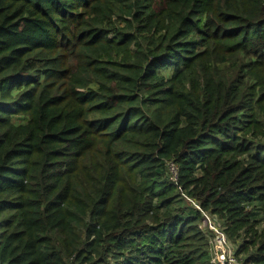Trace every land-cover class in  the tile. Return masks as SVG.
Segmentation results:
<instances>
[{
	"label": "trees",
	"instance_id": "1",
	"mask_svg": "<svg viewBox=\"0 0 264 264\" xmlns=\"http://www.w3.org/2000/svg\"><path fill=\"white\" fill-rule=\"evenodd\" d=\"M204 214L264 264V0H0V264H213Z\"/></svg>",
	"mask_w": 264,
	"mask_h": 264
},
{
	"label": "built area",
	"instance_id": "2",
	"mask_svg": "<svg viewBox=\"0 0 264 264\" xmlns=\"http://www.w3.org/2000/svg\"><path fill=\"white\" fill-rule=\"evenodd\" d=\"M171 167L176 179V170L174 166ZM205 215L207 214H204V223L208 226L207 229L212 232V238L210 241L212 255L211 262L213 264H243L241 258L237 255L236 246L228 240L223 227L220 224H214Z\"/></svg>",
	"mask_w": 264,
	"mask_h": 264
},
{
	"label": "rangeland",
	"instance_id": "3",
	"mask_svg": "<svg viewBox=\"0 0 264 264\" xmlns=\"http://www.w3.org/2000/svg\"><path fill=\"white\" fill-rule=\"evenodd\" d=\"M170 168H172V167H171V164H170ZM171 170H172V169H171ZM184 197H185L186 201H187L189 204H191V206H192L193 208H195L196 210H199V209H200L198 203L195 202L194 200H192L191 198H189V197L187 196V194L184 193ZM205 216H207V218H209L214 224H216V225L220 224V225L222 226L221 222H219V220H218L217 218H215V217H213V216H211V215H209V214H207V215H205ZM216 220H217V221H216ZM200 227H201L202 229H206L208 226H206V224L204 223V220H203L202 223H201V225H200Z\"/></svg>",
	"mask_w": 264,
	"mask_h": 264
}]
</instances>
